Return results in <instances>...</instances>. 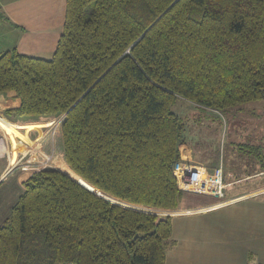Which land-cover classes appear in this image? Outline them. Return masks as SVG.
<instances>
[{
  "label": "trees",
  "instance_id": "1",
  "mask_svg": "<svg viewBox=\"0 0 264 264\" xmlns=\"http://www.w3.org/2000/svg\"><path fill=\"white\" fill-rule=\"evenodd\" d=\"M9 90L21 99L10 118L64 114L65 159L24 182L0 264H166L163 216L191 193L174 173L185 140L171 107L264 99V0H66L51 57L0 50Z\"/></svg>",
  "mask_w": 264,
  "mask_h": 264
},
{
  "label": "crops",
  "instance_id": "2",
  "mask_svg": "<svg viewBox=\"0 0 264 264\" xmlns=\"http://www.w3.org/2000/svg\"><path fill=\"white\" fill-rule=\"evenodd\" d=\"M65 10L66 0H0V50L16 47L22 53L51 57L63 30ZM20 105L15 90L0 93V110ZM57 116H22L10 121L0 113V141L9 144L21 132L38 142L54 126ZM61 126L54 133L56 140L43 135L42 145L46 150H58L64 157ZM17 142L22 152L26 145ZM180 149L183 159L193 160L192 144L184 142ZM1 159L5 170L8 160ZM205 162L208 172L222 168L224 196L194 193L199 195L194 203L186 201L179 208H167L163 217L173 219L175 245L167 252L166 264H264V158L238 151L227 161L208 157ZM12 174L22 191L23 181L32 172L18 169Z\"/></svg>",
  "mask_w": 264,
  "mask_h": 264
},
{
  "label": "rangeland",
  "instance_id": "3",
  "mask_svg": "<svg viewBox=\"0 0 264 264\" xmlns=\"http://www.w3.org/2000/svg\"><path fill=\"white\" fill-rule=\"evenodd\" d=\"M171 108L181 118L184 127L183 138L185 142L193 145L195 156H193L192 161L203 163L202 165H205L208 157L217 160L222 158L227 161L233 152L241 151L246 153L253 148L252 145L264 150V99L239 104L230 108L228 111H218L214 109L203 110L189 101L179 98ZM6 110H0V113L8 120L13 121L15 117H20L15 116L14 118H10L6 115ZM57 117L58 120L53 124L54 126L50 127L43 134L47 137L51 136L53 140H56L54 133L57 131V126L63 123V120H60L61 118L64 119V114H60ZM0 131L2 130L0 129ZM19 133L15 134V137L11 139V143H13L11 153L14 155L21 153V146L17 142L20 140L21 144L24 143L26 145L25 149L28 151V155L25 157L26 160L30 158L29 154L36 152L33 155L40 162L38 166L39 170L56 169L52 161L58 155L62 154L58 150L49 148L46 150L42 145L45 140L42 138L43 135L38 142H34L28 136H25L21 132ZM11 143H7L8 149L11 148ZM48 147H50V144ZM63 158L65 159V157ZM5 159L7 160V158ZM4 164V160L0 158V177L4 171ZM20 193L21 191L16 184L15 174L9 175L4 180L2 178L0 179V224L9 215L11 207L16 203ZM198 197L199 195L191 192L188 199H186L188 201L187 203H194V198L197 199ZM200 197H203V195ZM115 199L118 202L128 203L117 198Z\"/></svg>",
  "mask_w": 264,
  "mask_h": 264
},
{
  "label": "built area",
  "instance_id": "4",
  "mask_svg": "<svg viewBox=\"0 0 264 264\" xmlns=\"http://www.w3.org/2000/svg\"><path fill=\"white\" fill-rule=\"evenodd\" d=\"M33 154H36V152L29 154L30 158L27 160L25 159L28 155L27 149H24L18 155H14L10 152V148L8 149L6 141L1 140L0 157L7 158L8 166L1 173L0 179H6L10 174L18 169L27 170L32 172V174L40 171L38 166H34L36 164H40V162H38ZM174 173L178 179L179 187L185 191L218 197L224 196L225 183L221 167L216 168L213 172H208L204 165L196 163L192 160L183 159L181 157V159L174 165Z\"/></svg>",
  "mask_w": 264,
  "mask_h": 264
},
{
  "label": "water",
  "instance_id": "5",
  "mask_svg": "<svg viewBox=\"0 0 264 264\" xmlns=\"http://www.w3.org/2000/svg\"><path fill=\"white\" fill-rule=\"evenodd\" d=\"M69 175V174H68ZM72 177V176H71ZM73 178V177H72ZM73 179H75V178H73ZM76 180V179H75ZM78 183H80L81 185H83L85 188H87L88 190H90L91 192H93V193H95L93 190H91L90 188H88L87 186H85L84 184H82L80 181H78V180H76ZM95 194H97V193H95ZM98 196H100V197H102L101 195H99V194H97ZM104 198V197H103ZM106 199V198H105ZM110 201V200H109ZM110 202H112V201H110ZM112 203H114V202H112ZM116 204H118V203H116ZM119 205H121V204H119ZM124 206V205H123ZM127 207V206H126ZM131 208V207H130ZM135 209V208H134Z\"/></svg>",
  "mask_w": 264,
  "mask_h": 264
}]
</instances>
